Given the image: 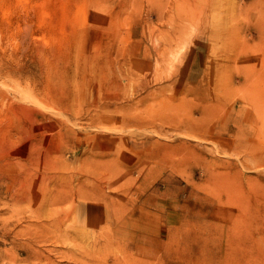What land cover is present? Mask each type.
Masks as SVG:
<instances>
[{
    "label": "rangeland",
    "instance_id": "obj_1",
    "mask_svg": "<svg viewBox=\"0 0 264 264\" xmlns=\"http://www.w3.org/2000/svg\"><path fill=\"white\" fill-rule=\"evenodd\" d=\"M0 172V264H264V0H0Z\"/></svg>",
    "mask_w": 264,
    "mask_h": 264
},
{
    "label": "bare ground",
    "instance_id": "obj_2",
    "mask_svg": "<svg viewBox=\"0 0 264 264\" xmlns=\"http://www.w3.org/2000/svg\"><path fill=\"white\" fill-rule=\"evenodd\" d=\"M28 138V137H27ZM32 139V138H31ZM30 140V139H29ZM28 140V142H30ZM28 142H26V143H28ZM26 153V152H25ZM27 154V153H26ZM24 155V154H23ZM26 159V158H25ZM27 160V159H26ZM8 162H11V161H8ZM5 163H7V162H5ZM24 163H26L25 161H24ZM23 163V164H24ZM30 164H32V160H31V158H30ZM24 166V165H23ZM27 166L28 167H26V170H25V172H29V165L27 164ZM21 167V166H20ZM22 170V169H21ZM23 172V171H22ZM21 172V173H22ZM18 173H20L19 171H18ZM18 173H12V175H9L8 177L9 178H12V181L14 180V181H16L17 179L18 180H20L21 182H20V185H21V187L20 188H23V189H30V186H32V184H30L28 181H23V179H20V177H19V175H17ZM0 174H1V172H0ZM22 174H24V173H22ZM3 175V174H2ZM13 175H14V177H15V179H14V177H13ZM25 175V174H24ZM23 175V176H24ZM7 176V175H6ZM5 184H7L6 182H5V180H4V178H3V176H1L0 175V189H3V186L5 185ZM12 184H15L14 182L12 183ZM8 187V186H7ZM12 187H13V185H12ZM8 189V188H7ZM46 190V188H44V189H42V188H40V189H38V190H36V192H35V194H37L38 195V201L40 202V206H42V203L43 202H47L46 204H48L49 202H51V199H52V194H50V195H48L47 196V194L48 193H50L49 191L47 192V190ZM45 191V192H44ZM49 201V202H48ZM39 222H41V223H38V227H41L42 225H44L45 223H46V221H39ZM31 224H33L32 222H31ZM36 225V224H35ZM36 227H37V225H36ZM37 230H40L39 228H37Z\"/></svg>",
    "mask_w": 264,
    "mask_h": 264
}]
</instances>
